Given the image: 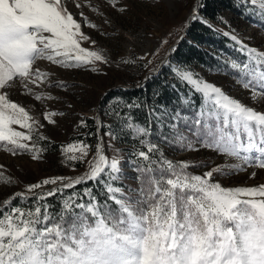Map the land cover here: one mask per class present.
Returning <instances> with one entry per match:
<instances>
[{
  "label": "snow or ice",
  "instance_id": "6c2138e0",
  "mask_svg": "<svg viewBox=\"0 0 264 264\" xmlns=\"http://www.w3.org/2000/svg\"><path fill=\"white\" fill-rule=\"evenodd\" d=\"M71 2L77 9L82 6L77 0ZM128 2L104 0L107 8L121 15L129 11ZM165 2L155 0L153 6ZM234 6L253 8L257 19L264 23V0L259 3L235 0ZM95 11L101 12L99 8ZM80 17L85 27L96 29V24L83 12ZM189 19L201 22L198 8L191 10ZM103 22L112 23L107 18ZM203 22L208 24L206 20ZM223 35L230 37L238 46L235 50L244 57L243 61L226 62L229 78L234 77V83L248 90L249 99L257 103L264 99V52L244 44L235 30ZM90 39L81 31V23L74 18L66 0H0L3 151L12 156L32 153L33 161L41 158L44 149L34 150L26 142L33 140V125L42 128L43 124L34 121L23 106L11 100L10 92L30 96L37 102L45 98L34 91L48 83V73L36 66L41 60L64 69L93 65L89 71L100 73L95 63L110 62L102 52L81 47L82 41ZM95 43L93 40L92 44ZM171 73L192 93L181 100L184 109H192L193 113L163 105L159 106L160 111L149 108L148 116L155 117L150 123L166 126L171 132V136L161 132L159 140L173 151L206 149L238 162L212 167L202 175L192 174L188 162L174 163L166 158L158 143L150 139L153 135L150 127L134 124L129 112L113 109L107 115L114 117L119 126L126 121L127 128L134 129L132 139L149 137L139 140L147 150L133 153L138 161L144 162L136 168L140 173L138 191L131 194L119 185L120 162L116 158L109 160L98 143L95 157L88 161L89 171L83 177L36 196L27 207L22 203L12 206L16 197L27 200L21 193H15L0 209V264H264V183L228 188L215 180V175H234L245 168L264 169V112L245 106L221 87L191 70H182L179 64L171 68ZM195 94L202 97L199 107L193 103ZM125 107L132 110L147 105L128 102ZM55 115L46 113L43 119L54 124ZM13 125L26 129L28 134L14 130ZM77 127L88 128L87 120L81 118ZM101 127L108 129L105 136L117 139L112 125H102L98 119L97 136ZM62 151L65 154L78 151L79 157L73 154L68 159L82 162L89 154V145L80 140ZM150 153H158L159 159H153ZM201 166L207 168L206 164ZM255 176L256 172H252L250 178ZM65 179H45L28 185L27 191ZM88 181L102 187L108 203H102L94 190L86 187L82 195L73 192L57 211L51 210L46 202L48 197Z\"/></svg>",
  "mask_w": 264,
  "mask_h": 264
},
{
  "label": "rangeland",
  "instance_id": "374dc122",
  "mask_svg": "<svg viewBox=\"0 0 264 264\" xmlns=\"http://www.w3.org/2000/svg\"><path fill=\"white\" fill-rule=\"evenodd\" d=\"M66 2L69 3L74 18L81 23V31L91 38L82 41L81 47L90 51L102 52L110 63L96 62L94 66L100 69V73H92L89 69L93 65L79 69H64L46 60L37 61L36 66L48 73V83L34 91L45 98L37 102L30 96H21L15 91L10 92L11 100L23 106L34 121L43 124L42 128L33 125L34 131L31 133L33 140L26 143L34 147V150L44 149V151L40 153L39 160L33 161L32 153L12 156L3 151L5 143L0 142V209L5 208L6 202L15 193L30 197L35 193H43L47 189L59 187V184L68 183L83 174L84 170L77 165L83 164V167L89 165L88 161L95 157L97 143H100L99 137L102 139L104 155L109 160L116 158L120 162L122 172L118 183L128 185V189H124L130 190L131 194L138 191L123 148L115 140L105 136L101 128L98 136L95 129V142L92 135H86L90 132L88 128H78L77 125L81 118L92 119L93 123L99 120L102 116L100 114L102 100L110 90H124V88L128 90L145 85L146 82H143L146 77L154 73L161 63H164L169 51H172L169 49L170 46L180 39L188 21L187 17L191 10L196 8L197 0H166L159 6H153L155 0H129L127 5L129 11L124 15L107 8L104 0H77L82 5L79 9L71 0H66ZM115 2L123 3L124 0H115ZM97 8L101 10L100 13L95 11ZM249 9L254 10L251 7ZM81 12L91 23L96 24V29L84 26V21L80 17ZM104 18L110 19L112 23L105 24ZM219 20L220 23L215 24L219 29L229 33L235 30V34L244 44L264 52L263 27L229 12H221ZM93 40L96 42L94 45ZM125 60L129 63L125 64ZM192 71L207 82L221 87L226 94L241 101L245 106L264 112V99L253 103L249 99V91L236 85L233 78L221 76L197 66L193 67ZM61 84L66 87H61ZM49 96L52 99H48ZM50 112L57 113L52 117L54 124H48L43 119L44 115ZM12 127L16 131H24L28 134L26 129H21L16 125ZM41 136L46 139H40ZM80 137H85L89 145V154L82 162H73L68 157L73 154L79 157L80 153L76 151L65 154L62 148L80 141L78 140ZM157 143L175 158L187 159L186 162L192 165L188 169L192 174L202 175L212 167H223L225 164L238 162L234 158L217 154L211 150L176 152L164 142L158 141ZM110 144L111 147H109ZM53 145H57V148ZM205 164L207 168L201 166ZM252 172H256V176L250 178ZM56 177L67 179L63 182L58 181L55 185L49 184L40 189H34L33 192L27 191L28 185L42 183L45 179ZM215 180L228 188L259 186L264 183V169L245 168L234 175H215Z\"/></svg>",
  "mask_w": 264,
  "mask_h": 264
},
{
  "label": "trees",
  "instance_id": "16d2710c",
  "mask_svg": "<svg viewBox=\"0 0 264 264\" xmlns=\"http://www.w3.org/2000/svg\"><path fill=\"white\" fill-rule=\"evenodd\" d=\"M234 5L235 0H201L199 6V16L202 18V20L201 22H191L183 40L172 50V54L170 56V66L168 68H163L158 76L149 78L145 85L141 88H131L128 90L114 89L110 90V92L104 96L100 110V114H102L103 117L100 116L99 120L102 125H112V130L117 135V139L115 141L123 148L127 155L126 161L129 167L132 169L131 176L133 177L137 186L140 184V181L137 179V176L140 175V173L136 171V168L138 163L143 164L144 162L138 161L133 153H135L137 150H147L146 146H142L139 143V140L145 139V137L141 136L137 137L136 139H132V137L135 136L134 129H128L126 126V121L121 122L123 126H119L115 121V118L107 115V113H110L113 109L116 111L129 112V114L134 117V124L138 122L143 127L151 128L153 135L150 137V139L154 142L160 141L159 135L161 132L171 136V132L166 126L161 127L154 123H150V121L154 120L155 117L148 116L149 108L160 111L159 106L161 105L166 106L169 109H182L189 113H193L192 109H184L181 100L182 97H185L186 95H192V93L189 92L188 86L179 83L173 78L171 68L179 64L182 70L192 71L193 67L197 66L205 68L221 76H229V69L226 66V62L230 61L231 59L243 61L244 57L235 50L238 46L235 45L233 41H231L230 37H225L223 35L225 31L215 26L216 23H220L219 15L221 12H229L239 15L241 19L251 21L264 28V23L257 19L256 15L254 14V10L252 11L249 8L245 10L243 7L238 8ZM204 20L208 22L207 25L203 22ZM201 101L202 97L200 94H195L193 96V103L196 107H199ZM128 102H137L142 106L147 105V107H141L139 109L133 108L132 110H128L125 107V104ZM87 123L88 129L91 133H93L92 136L96 142V125L93 123L92 119H88ZM107 130L108 129L106 127H101L103 134ZM78 140H83L86 143L85 137H80ZM54 147L57 148V145ZM159 147L162 149L160 145ZM163 152L165 153L166 158L172 160L174 163L187 160L184 158H175L174 155L168 153L167 151L163 150ZM149 155L153 159H159L158 153H150ZM77 166L84 171L88 167H83V164ZM119 185L128 189V185H125L124 183H119ZM86 187L92 188L94 190V194L102 203H108L105 200L106 192L100 185L95 184L92 181H88L87 184L82 182L81 184L76 185L75 188L63 189V191L58 192L57 195L48 197L46 202L51 205L52 211H57L63 204V201L67 199L69 195H71L73 192H77L82 195L83 190ZM47 192L48 191L43 193H35L31 197H27L26 201H22L21 197H16L14 200H12V206L18 203H22L25 207L31 206L36 196L43 195Z\"/></svg>",
  "mask_w": 264,
  "mask_h": 264
},
{
  "label": "water",
  "instance_id": "95a60500",
  "mask_svg": "<svg viewBox=\"0 0 264 264\" xmlns=\"http://www.w3.org/2000/svg\"><path fill=\"white\" fill-rule=\"evenodd\" d=\"M200 2H201V0H197V3H196V8H198V10H199V15H200V9H199ZM191 22H192L191 19H189V20L187 21V24H186V26H185L184 31H183L182 34H181L180 39H179L174 45L170 46L169 49H174V48H175V47H176V46H177V45L183 40L184 36L186 35V31H187V29L189 28ZM171 54H172V51H169V53H168V55H167V57H166L164 63H161V64L159 65V67L157 68V70H156L154 73L149 74V75L146 77V79H145V81H144L143 83L147 82V80H148L149 78H151V77H156V76H158V75L160 74V72L162 71V69H163L164 67H166V66L168 65V63L170 62V56H171ZM124 89H126V88H124ZM115 90H116V89H115ZM96 118H97V116H96ZM95 124H96V122H95ZM88 171H89V165H88V168L83 172V174H81L80 176H78V177H76V178H74V179L68 181V183L71 182V181H73V180H75V179H78V178L83 177ZM59 185H63V184H59Z\"/></svg>",
  "mask_w": 264,
  "mask_h": 264
},
{
  "label": "bare ground",
  "instance_id": "6f19581e",
  "mask_svg": "<svg viewBox=\"0 0 264 264\" xmlns=\"http://www.w3.org/2000/svg\"><path fill=\"white\" fill-rule=\"evenodd\" d=\"M189 16H190V13H189V15H188V17H187V20H189Z\"/></svg>",
  "mask_w": 264,
  "mask_h": 264
}]
</instances>
